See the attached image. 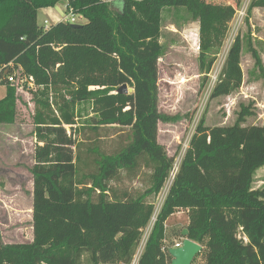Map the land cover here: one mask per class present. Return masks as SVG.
I'll use <instances>...</instances> for the list:
<instances>
[{"label":"trees","instance_id":"16d2710c","mask_svg":"<svg viewBox=\"0 0 264 264\" xmlns=\"http://www.w3.org/2000/svg\"><path fill=\"white\" fill-rule=\"evenodd\" d=\"M64 2L85 22L59 21L44 29L30 24L25 10ZM184 2L183 5L174 4ZM264 7L250 0L247 14ZM183 9L198 24V73L204 86L235 14L231 4L207 0H0V66L19 68L36 85L33 132L32 240L4 242L0 264H130L157 196L175 160L158 142V123L177 116L158 108V60L162 13ZM24 16V25L16 19ZM21 19V18H19ZM22 20V19H21ZM262 70L258 50L246 43ZM243 38L231 43L209 98L229 95L242 83ZM0 69L5 95L0 125L17 116L16 86ZM264 78V73H260ZM131 93H116L122 85ZM88 104L93 130L128 127L130 141L116 153L91 150L93 169L78 174L75 140L77 105ZM243 106L232 125L206 126L192 133L168 192L155 216L136 264H170L165 221L187 210V237L201 245V264H264V190L252 186L264 166V125H243ZM241 120V121H240ZM150 169L149 185L133 196L111 185L139 161Z\"/></svg>","mask_w":264,"mask_h":264},{"label":"rangeland","instance_id":"374dc122","mask_svg":"<svg viewBox=\"0 0 264 264\" xmlns=\"http://www.w3.org/2000/svg\"><path fill=\"white\" fill-rule=\"evenodd\" d=\"M213 3L231 4L235 14L228 24V30L216 60L208 74L204 86L198 73V24L192 21L183 10L173 8L162 13L159 42L161 54L158 60V108L163 113L177 116L174 122H159L157 140L164 145L169 156L179 158L188 146L189 139L199 120L203 117L206 126L232 125L238 121L243 106H247L248 114L240 123L243 125H264V7L252 9L247 14L250 0H207ZM64 2L53 7L38 9L35 13L27 9L25 17L30 24L43 26L44 21L50 26L64 16ZM174 4L183 5L184 2ZM16 19V24L24 25L26 19ZM85 22V19L80 21ZM79 23V24H81ZM243 38L240 66L242 83L229 95L209 98L213 79L217 78L225 55L235 36ZM255 47L262 61V70L255 64L246 43ZM6 87L0 80V99L5 95ZM33 91V90H32ZM31 91V92H32ZM25 91L18 94L17 116L14 123L0 125V232L4 242H25L26 232L30 224L32 206L33 153L36 138L33 132V114L35 110L32 93ZM93 112L88 104L77 105L75 131L65 127L66 133L75 140L73 151L78 154V174L93 169L91 150L98 148L103 153H116L131 139L128 127L103 126L93 130L91 118ZM5 143V144H4ZM8 144L10 147H5ZM135 173L122 170L118 179L111 185L118 193L128 191L133 196L141 193L149 185L150 169L139 161ZM253 188L264 190V166L259 167L253 175ZM5 187V189H3ZM164 187V185H163ZM163 187L161 191L163 190ZM32 192V191H31ZM158 195V194H157ZM1 200L10 204V209L3 207ZM156 216L157 196L152 199ZM7 210L11 213H6ZM151 217L143 230L140 244L136 250H142L152 227ZM30 221V222H29ZM188 221V213L179 210L171 214L165 221V247H173L182 239L180 229ZM200 257L195 264H201Z\"/></svg>","mask_w":264,"mask_h":264},{"label":"built area","instance_id":"2783aa9c","mask_svg":"<svg viewBox=\"0 0 264 264\" xmlns=\"http://www.w3.org/2000/svg\"><path fill=\"white\" fill-rule=\"evenodd\" d=\"M64 13L65 14L61 18L60 21L69 22V23H72V24H79V23H81L80 21L82 19H84V17L81 14H77V13H75L73 11L72 8L66 7V4L64 5ZM43 27H44V29L49 27L47 25L46 21H44ZM4 68H5L4 73L7 74L9 71H8L6 65H1L0 66L1 70H3ZM6 80L11 85L16 86L17 93H19V92L22 93V92H25L26 90L27 91L35 90V88H36V85L34 84L33 77L30 76V75L23 74L20 71L19 68H15L11 73H8V75L6 77ZM214 82H215V78L213 79L212 83H214ZM182 155L179 158H177L176 160H174L172 168H171V170L169 172V176H168L167 180L164 183V187L162 186L163 190L162 191L160 190L158 195H157V206L159 205V209H160V206H161V204H162V202H163V200H164V198H165V196H166V194L168 192V189H169V187H170V185L172 183L174 175H175V173L178 170V166H179L180 160L182 158ZM159 209L157 210V212L159 211ZM154 220H155V217H153L152 224H153ZM180 245H181V241H178V242H175L173 246L174 247H178ZM141 252H142V250H139L137 253L135 252V254L133 256V259H132V262L130 264H136Z\"/></svg>","mask_w":264,"mask_h":264},{"label":"water","instance_id":"95a60500","mask_svg":"<svg viewBox=\"0 0 264 264\" xmlns=\"http://www.w3.org/2000/svg\"><path fill=\"white\" fill-rule=\"evenodd\" d=\"M72 26L79 27L81 24H72ZM132 91L133 89L128 88L127 84H122L116 93H131ZM181 236V245L169 248V254L172 257L170 264H191L195 256L201 251V245L187 237V229L181 231Z\"/></svg>","mask_w":264,"mask_h":264},{"label":"crops","instance_id":"0c3cea01","mask_svg":"<svg viewBox=\"0 0 264 264\" xmlns=\"http://www.w3.org/2000/svg\"><path fill=\"white\" fill-rule=\"evenodd\" d=\"M64 3H63V7H64ZM5 144V143H4ZM5 147L7 148V147H9L8 146V144H6L5 145ZM9 149H10V147H9ZM3 189H5V187L3 188ZM32 190H31V186H30V188H29V194H30V197H31V192ZM1 203H2V205H3V207L5 208V206H6V208H8V209H10V204L9 203H6V200H1ZM31 208H32V206H31ZM31 208H30V214H32V210H31ZM181 210H183V209H181ZM185 212H187V210H185ZM6 213H8V214H11L8 210H7V212ZM32 220V218H30V221ZM29 221V222H30ZM29 229H28V231L26 232V238H25V242H30L31 240H32V226H31V222H30V224H29V227H28ZM165 231H166V226H165ZM180 241H182V239L180 240Z\"/></svg>","mask_w":264,"mask_h":264}]
</instances>
